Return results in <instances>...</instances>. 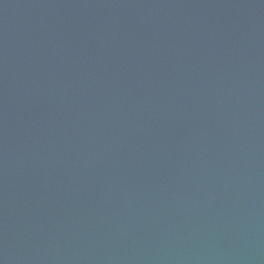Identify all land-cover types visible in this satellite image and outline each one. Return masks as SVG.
I'll list each match as a JSON object with an SVG mask.
<instances>
[{"label":"water","instance_id":"obj_1","mask_svg":"<svg viewBox=\"0 0 264 264\" xmlns=\"http://www.w3.org/2000/svg\"><path fill=\"white\" fill-rule=\"evenodd\" d=\"M0 264H264V0H0Z\"/></svg>","mask_w":264,"mask_h":264}]
</instances>
